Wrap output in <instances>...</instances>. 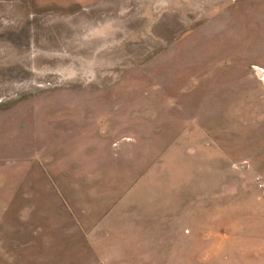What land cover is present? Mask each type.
Masks as SVG:
<instances>
[{
	"label": "rangeland",
	"instance_id": "374dc122",
	"mask_svg": "<svg viewBox=\"0 0 264 264\" xmlns=\"http://www.w3.org/2000/svg\"><path fill=\"white\" fill-rule=\"evenodd\" d=\"M0 264H264V0H0Z\"/></svg>",
	"mask_w": 264,
	"mask_h": 264
}]
</instances>
